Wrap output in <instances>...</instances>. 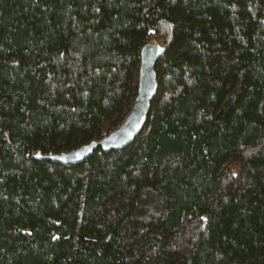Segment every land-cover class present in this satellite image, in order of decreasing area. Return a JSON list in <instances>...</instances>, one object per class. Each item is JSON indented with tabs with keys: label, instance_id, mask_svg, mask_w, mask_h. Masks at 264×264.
Returning <instances> with one entry per match:
<instances>
[{
	"label": "trees",
	"instance_id": "trees-1",
	"mask_svg": "<svg viewBox=\"0 0 264 264\" xmlns=\"http://www.w3.org/2000/svg\"><path fill=\"white\" fill-rule=\"evenodd\" d=\"M0 264H264V0H0Z\"/></svg>",
	"mask_w": 264,
	"mask_h": 264
},
{
	"label": "water",
	"instance_id": "water-1",
	"mask_svg": "<svg viewBox=\"0 0 264 264\" xmlns=\"http://www.w3.org/2000/svg\"><path fill=\"white\" fill-rule=\"evenodd\" d=\"M166 50L167 46L155 42H150L142 48L137 97L132 111L120 127L101 140L93 141L76 150L46 156L38 153L35 158L50 160L63 166H75L84 163L97 151L109 153L131 145L141 134L148 120L152 102L158 91L156 65Z\"/></svg>",
	"mask_w": 264,
	"mask_h": 264
}]
</instances>
